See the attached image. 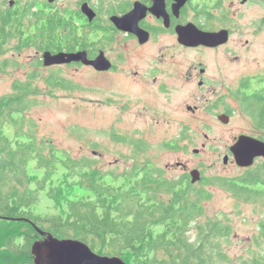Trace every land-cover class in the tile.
<instances>
[{
    "label": "trees",
    "instance_id": "16d2710c",
    "mask_svg": "<svg viewBox=\"0 0 264 264\" xmlns=\"http://www.w3.org/2000/svg\"><path fill=\"white\" fill-rule=\"evenodd\" d=\"M238 86L235 99L256 137L264 140V74L244 78ZM39 92L29 79L0 96V264H33L29 232L37 234V229L80 239L96 253L118 255L130 264H264V219L249 255L232 258L223 248L233 232L229 217L197 222L211 193L191 184L189 174L168 177L150 159L134 161L121 172H104L93 157H74L52 138L38 137V123L28 112ZM113 138L131 144L133 155L149 146L139 138ZM61 183L72 191L59 211L36 210ZM206 183L264 204V163Z\"/></svg>",
    "mask_w": 264,
    "mask_h": 264
},
{
    "label": "flooded vegetation",
    "instance_id": "af4514ba",
    "mask_svg": "<svg viewBox=\"0 0 264 264\" xmlns=\"http://www.w3.org/2000/svg\"><path fill=\"white\" fill-rule=\"evenodd\" d=\"M227 8L225 0H0V57L12 53L11 59H0V74L17 67L23 81L42 80L52 95H74L85 75L96 81L97 89L110 90L117 82L126 91L128 106L151 112L150 124H158L164 113L176 123V94L196 82L203 96L218 97L215 106L225 105L221 114L230 118L225 98L251 75H241L232 87L220 62L210 65L204 55L230 40ZM195 27L208 32L227 29L228 40L215 46L181 41L180 32ZM27 49L30 55L19 62ZM211 69H217L219 77L209 75ZM224 156L225 166L249 168L235 164L230 151ZM258 160L264 163L257 157L252 166ZM181 166L187 174L198 169L200 179L191 184L207 190L210 183L202 165L190 170Z\"/></svg>",
    "mask_w": 264,
    "mask_h": 264
},
{
    "label": "rangeland",
    "instance_id": "374dc122",
    "mask_svg": "<svg viewBox=\"0 0 264 264\" xmlns=\"http://www.w3.org/2000/svg\"><path fill=\"white\" fill-rule=\"evenodd\" d=\"M225 5L229 12L228 27L233 30L230 40L221 49L204 55L210 59V65L214 61L220 62L223 74L233 87L237 86L241 75L264 74V0H225ZM30 53L31 50H25L19 62ZM200 54L196 52L195 56L202 58ZM11 56L9 50L0 59H11ZM8 68L7 73L0 74V96L10 94L14 84L24 80L17 67ZM212 73L219 77L217 69H211L209 75ZM32 82L40 88V92L28 114L38 123V137L52 138L74 157H93L97 160L96 166L104 172H121L134 161L150 159L159 167H164L168 177L184 174L183 164L188 170L202 165L203 174L210 179L232 178L247 170H255L263 163L258 160L255 166L248 169L222 164L224 154L229 152L227 149L234 141L233 137L257 134L250 117L241 111L234 93L225 98L226 106L233 113L228 123L218 118L224 112L225 105L216 107L215 99L218 97L203 96L195 82L192 86L180 87L176 94V123L168 121L170 117L164 113L158 124H150L151 120H147L151 112L144 109L137 111V108L128 106L126 91L117 82L110 90L97 89L96 81L85 75L81 79L82 89L74 95H52L42 80ZM189 105L195 109L189 110ZM114 134L142 139L149 146L145 151L133 155L134 147L115 140ZM175 144L177 147L171 148ZM194 149H198L197 153L192 152ZM62 176V172L57 174L55 183ZM206 188L211 196L202 203L205 212L197 222L228 216L233 232L223 248L234 259L247 257L252 239L258 234L257 225L264 219V204L261 201H243L217 183H210ZM71 191L68 184L61 183L50 196H43L36 210L42 213L59 211ZM192 233L194 236L195 232ZM29 236L34 237L32 242L44 238L39 233L29 232Z\"/></svg>",
    "mask_w": 264,
    "mask_h": 264
},
{
    "label": "water",
    "instance_id": "95a60500",
    "mask_svg": "<svg viewBox=\"0 0 264 264\" xmlns=\"http://www.w3.org/2000/svg\"><path fill=\"white\" fill-rule=\"evenodd\" d=\"M228 34L227 29L218 32H208L195 27L194 30L189 32H180L179 37L181 41L184 40L192 45L215 46L225 43L228 40ZM218 118L223 123H228L229 121V117L226 114H220ZM235 138V142L228 149L233 155L235 164L240 167H250L257 157L264 158V140L251 137L248 134H240ZM197 151L198 149H194L192 152L197 153ZM223 161H227V156L223 157ZM189 175L192 183L199 180L201 176L198 169L190 170ZM37 231L44 238L35 240L30 245L29 249L33 257V264H130L118 255L96 253L91 247H88L87 243L80 239L58 238L39 229Z\"/></svg>",
    "mask_w": 264,
    "mask_h": 264
}]
</instances>
